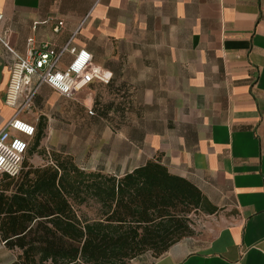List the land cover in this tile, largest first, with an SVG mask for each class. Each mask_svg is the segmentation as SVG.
<instances>
[{
  "label": "crops",
  "instance_id": "1",
  "mask_svg": "<svg viewBox=\"0 0 264 264\" xmlns=\"http://www.w3.org/2000/svg\"><path fill=\"white\" fill-rule=\"evenodd\" d=\"M0 15V37L23 56L78 30L73 45L108 79L66 97L30 77L18 119L35 134L11 131L28 143L25 162L45 166L52 152L121 178L160 161L240 212L207 243L184 238L132 264H264V0H0ZM11 61L0 40V131L16 113L5 104ZM18 254L0 235V264Z\"/></svg>",
  "mask_w": 264,
  "mask_h": 264
},
{
  "label": "trees",
  "instance_id": "2",
  "mask_svg": "<svg viewBox=\"0 0 264 264\" xmlns=\"http://www.w3.org/2000/svg\"><path fill=\"white\" fill-rule=\"evenodd\" d=\"M71 200L100 205L81 218ZM216 211L201 189L148 161L121 178L81 170L70 157L54 165L23 162L17 177H0V235L18 251L12 264H128L159 258L193 235L188 215Z\"/></svg>",
  "mask_w": 264,
  "mask_h": 264
},
{
  "label": "built area",
  "instance_id": "3",
  "mask_svg": "<svg viewBox=\"0 0 264 264\" xmlns=\"http://www.w3.org/2000/svg\"><path fill=\"white\" fill-rule=\"evenodd\" d=\"M87 17L80 24L79 29L85 24ZM1 23V15H0ZM63 22L55 28L59 31ZM78 30L73 33L70 40L59 50L46 48L37 53L32 44L29 52L23 56L11 49L0 37V40L12 55L10 64V79L5 96V104L16 109L13 118L0 131V175L8 174L17 177L23 166L28 143L19 137H12L11 131H17L29 137L34 136L35 127L18 119L29 102L33 99L36 91L28 96L27 101L18 107L20 95L23 93L29 78L37 76L39 85L47 84L63 96L71 97L73 93L93 82L95 79L106 82L108 79L102 71L93 64L92 54L86 49H78L73 45ZM66 54L71 55V61L64 69L60 63ZM93 115V111H89Z\"/></svg>",
  "mask_w": 264,
  "mask_h": 264
},
{
  "label": "rangeland",
  "instance_id": "4",
  "mask_svg": "<svg viewBox=\"0 0 264 264\" xmlns=\"http://www.w3.org/2000/svg\"><path fill=\"white\" fill-rule=\"evenodd\" d=\"M63 158L64 156H58L52 152L49 154L47 153L43 156V164L54 165L57 160ZM71 202L81 218L93 220L98 217L100 210L99 204L91 200L83 204H79L74 200H71ZM214 207L217 209L213 214H208L200 209H196L188 215L189 224L193 230V235L190 237L197 239L199 243L209 242L221 227L227 226L240 219V212L232 201L230 204H218ZM128 264H132L131 261H129Z\"/></svg>",
  "mask_w": 264,
  "mask_h": 264
}]
</instances>
